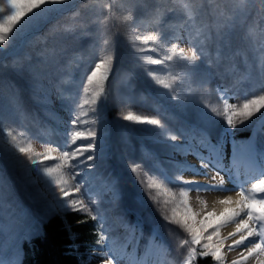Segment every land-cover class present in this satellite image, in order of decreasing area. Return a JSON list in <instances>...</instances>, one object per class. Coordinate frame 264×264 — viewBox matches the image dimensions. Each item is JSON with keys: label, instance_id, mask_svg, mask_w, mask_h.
Instances as JSON below:
<instances>
[{"label": "rangeland", "instance_id": "1", "mask_svg": "<svg viewBox=\"0 0 264 264\" xmlns=\"http://www.w3.org/2000/svg\"><path fill=\"white\" fill-rule=\"evenodd\" d=\"M3 2L0 0V4ZM228 2L234 9L237 0ZM259 2L246 0L243 14L232 10L233 23L239 25L247 15L251 16ZM193 4L196 8L198 4L202 6L199 0H68L61 10L44 13L37 22L14 36L10 34L6 46H0V128L3 129L0 133V264L20 263L15 248L21 239H29L38 231L45 216L71 211L56 207L52 191L55 185L46 187L42 172L32 171L29 175L17 163L24 157L12 155L8 131L17 136L21 146L30 144L35 152L55 148L54 159L45 161L44 166L59 165L58 172L69 185H82L75 198L85 200L92 215L98 217L99 234L101 228L105 233L103 245L97 244L90 260L83 264H105L107 257L100 252L101 248L114 259V264H181L187 256V246L181 244L185 239L190 240V236L183 227L167 223L163 217L171 218L175 213L179 219L185 207L193 213H201L202 209L213 211L203 198L219 191L196 190L204 182L191 176L208 178L211 182L208 185H234L233 164L239 161L242 169L255 171L244 181L251 188L264 170V132L259 133L257 151H251L254 156L246 154L243 146L235 147L229 135L224 154L212 159L209 169L201 166L195 154L199 151L208 157L206 150L198 148L196 138L203 129H207L214 142L223 134L226 121L223 115L217 117L212 112L216 109L223 113L221 80L233 76L239 81L241 76L247 81L244 88L232 89L236 99L229 100L230 103L237 100L242 103L245 97L260 94L259 57L264 55L261 51L264 25L253 18L247 31V45L233 54L234 49L231 50L226 39L222 42L203 39L204 35L212 36L208 26L218 9L213 11V17L207 14L211 9L207 13L197 9L198 13L190 17L188 10ZM173 44L178 46L177 53L172 52ZM180 47L187 55L199 56L195 73L187 67L193 62L178 55ZM215 47L216 52L222 50V60L212 56ZM169 56L171 60L167 59ZM156 59L162 63H153ZM100 60L108 63L111 85L102 108L103 119L98 122L93 109L102 97L92 104V93H85L80 84L82 81L87 84L84 72ZM104 87L109 89L108 79ZM85 100L89 103L85 104ZM129 113L159 119L163 127L125 120ZM202 113L216 122L208 127ZM75 115L83 119L82 125L74 130L84 132V136L73 145L63 133ZM233 119L239 124L238 117ZM259 125L256 122L238 127L236 133L257 129ZM90 130L98 132V142L102 136V147L95 153L97 158L88 162L89 166L81 164L74 168L76 158L66 161L59 158L62 149L68 150L65 140L71 149L86 145ZM171 135H176L177 141H167L166 137ZM189 144L192 151H186ZM90 154L93 153L87 152L85 156ZM78 159L82 161L84 157ZM176 176H181V182H175ZM165 177L172 178L171 182ZM149 184L153 187L149 188ZM129 206L145 223L140 252L135 250L137 226L128 212ZM223 225L219 229V238L223 240L220 258L231 264L239 258L242 248L228 250L232 241L222 234ZM155 236L159 237L158 241ZM217 242V237H213V246ZM152 254L157 263H150L146 257Z\"/></svg>", "mask_w": 264, "mask_h": 264}, {"label": "snow or ice", "instance_id": "2", "mask_svg": "<svg viewBox=\"0 0 264 264\" xmlns=\"http://www.w3.org/2000/svg\"><path fill=\"white\" fill-rule=\"evenodd\" d=\"M68 0H4L0 4V46H6L12 36L16 33L22 31L30 24L37 22L44 13L59 11L61 10ZM246 0H237L236 6H234V12L237 14H243L246 11L245 8ZM198 13L197 8L193 4L188 10V15L191 17ZM204 40H207V35H204ZM147 43V40L145 41ZM202 43V42H201ZM177 45H172V52L177 53ZM203 48L200 49V54H203ZM261 51L264 52V45L261 47ZM178 55L185 60L193 62L192 65H188L190 72L195 73L196 67L195 62L199 59L196 53L192 55H187L183 47L179 48ZM99 59V57H97ZM171 60L172 57H167ZM261 65V92L260 94L253 95L251 98L245 97L243 102H233L230 103V96L227 90H223V95L221 99L223 100L224 107L223 113L217 112L216 109H212V112L217 114V117L223 115L226 123L224 126V131L221 137H219L215 143L212 142L210 133L207 129H203L198 134L196 138L198 148L206 150L208 157L201 155L199 151L195 154L199 156L201 160V166L204 169H209L211 160L224 154V146L227 142V137L232 135V130L238 129L241 126H247L250 123L259 122L264 126V55L259 57ZM155 64L162 63L161 60L156 59L153 61ZM109 66L106 60H100V62H94L92 66L86 69L84 72L83 79L87 81L84 84L83 81L80 87L85 93L91 92V103L96 104L97 99H100L99 105L93 109L96 113L97 121H102V108L105 103H107L108 97L110 95V85L111 79L108 76ZM112 71L115 73V68L112 66ZM109 80V89L106 90L104 87V81ZM162 83V82H161ZM165 88L168 85H164ZM236 99L235 96L231 97ZM124 101H121L123 103ZM85 104L89 103V100L84 101ZM73 109H69V113L72 114ZM202 120L207 124L208 127L212 126L216 121L212 116L207 113H202ZM233 117L239 118V124L233 119ZM255 118V119H253ZM82 117L80 115H75L68 122L69 127L66 132L63 133L65 137H68L71 144L75 145L78 138L84 136V132L74 130L76 127L82 125ZM128 121H136L142 125H157L163 127L159 119L149 118L147 115H133L129 113L124 117ZM3 129L0 128V133ZM8 143L12 145V155L23 156V160H17V163L25 169L27 174H31L32 171L37 173H43L42 178L45 179L46 187L50 184L55 185V189H52L55 194L57 201L56 207L66 208L67 210L81 212L86 216L90 215L92 220H97L96 215H92V209L85 202L84 199L75 198V194L81 192L82 185L79 183H74L69 185L67 181L59 174V165L56 168L44 166V162L52 157V152L55 148L47 149L45 152H35L31 145L21 146L20 142L17 140V136L13 134L12 131L7 132ZM87 137L89 142L86 145H77L74 149L69 148L68 140H65V149L60 151L59 158L62 160H68L69 158H76V164L73 165L74 168L79 167L81 164L89 166L88 162L96 159V151L102 147V136L99 137L98 142V132L96 130H90L87 132ZM178 137L176 135H171L166 137L167 141H177ZM59 147V146H57ZM176 148V145H173ZM192 145L189 144L186 151H192ZM91 152L93 154L86 155L85 153ZM254 156V153L252 154ZM83 156L84 159L81 161L78 157ZM216 165H213L215 167ZM133 172L136 168L132 169ZM231 175V170H229ZM76 173H73L75 175ZM166 180L171 182L172 178L165 177ZM175 182H181V176H176L174 178ZM184 184H196V181H182ZM162 185H157L160 187ZM149 188L153 187L152 184L148 185ZM222 185L210 184L204 186H197L196 190H211L219 189ZM255 193L256 195H251ZM186 195V193H184ZM238 199L233 200L231 196L225 197L220 201V204L224 205L221 212L217 213L215 211L201 210V213H193L190 208L185 207V211L181 218L177 219L175 213L171 218L163 217L167 223H175L178 226L183 227L190 236L189 239L182 241L181 247L187 246V256L183 264H194L197 257H208L210 254L220 259L221 247L223 245V240L219 238L220 226L232 222L235 224V231L229 233V236L233 237L232 243L228 245V250H237L243 248L239 251V258L231 261V264H248L251 260L258 261V264H264V260L259 259L264 256V170L260 171L258 177L255 178V182L251 184V188L247 189V194L245 189L241 186L236 192ZM201 217L198 219L197 217ZM82 222H87L82 221ZM238 236V238H236ZM213 237H217V243L215 246L211 243ZM258 238V240H257ZM105 240V233L103 228H101L99 238L96 243L98 245H103ZM100 252L107 257L105 259V264H114V259L109 257V253L105 252L103 248Z\"/></svg>", "mask_w": 264, "mask_h": 264}, {"label": "trees", "instance_id": "3", "mask_svg": "<svg viewBox=\"0 0 264 264\" xmlns=\"http://www.w3.org/2000/svg\"><path fill=\"white\" fill-rule=\"evenodd\" d=\"M228 1L230 0H199L202 6L198 4L197 9L199 11L202 10V13H207V11L211 9L210 13H207L211 17L215 15V9H218V14L212 18V21H210L211 18L209 20L211 23L208 26L209 32L213 34L208 38V42L213 39L222 42L226 39V41L230 42L231 50L234 49L231 52L235 54L238 50H242L243 45H247L245 40L247 38L249 39L247 31L250 21L253 18L258 19L261 21L262 26L264 25V0H260L253 14L251 16L247 15L244 21L239 25L233 23L235 13L232 11L233 9ZM261 4H263L262 9L259 8ZM217 28L220 33L216 30ZM216 50V47L212 49V56L214 59L219 58L222 60V50H218L217 52ZM238 79L239 81L234 80L233 76H229L226 80H221V87L228 91L231 101L233 100L231 98L233 95V88L241 89L247 86V81L244 82L243 77L240 76ZM146 93L147 96H151L149 91H146ZM232 132L233 134L230 136L233 145L235 147H245L246 154L252 155L253 153H251V151L254 152L258 149L259 133L261 134L264 132V126L259 125L257 129H250L240 134H237L236 130H232ZM212 142L215 143L214 141ZM129 207L128 212L133 216L137 226V228H135V235L138 238V242H136L135 250L136 252H140V250H142L140 249L143 238L142 228L145 226V223L142 217L133 211L134 208ZM44 218L38 231L29 239H21L18 243V247L15 248V252L19 254V264H83L90 259L91 251L98 246L96 243L99 238V223L97 220H92L90 215L86 216L76 211H68L64 214L53 213ZM85 220L87 222H82ZM157 238L159 237L155 236L154 239L158 241ZM146 257L150 260V263L158 262L156 261V256H153V254L152 256L148 255ZM184 260L181 264H183ZM194 264L228 263L221 258L217 260L216 257L210 254L206 258L197 257Z\"/></svg>", "mask_w": 264, "mask_h": 264}, {"label": "bare ground", "instance_id": "4", "mask_svg": "<svg viewBox=\"0 0 264 264\" xmlns=\"http://www.w3.org/2000/svg\"><path fill=\"white\" fill-rule=\"evenodd\" d=\"M233 168L236 171V179L234 181V185L226 183V184L222 185L221 188H219V191L216 194L211 193V194H209L203 198L204 203L206 205H208L211 208V210H213L217 213H219L223 210L224 205L220 204V201L223 200L225 197L231 196L233 198V200H236V199H238L236 192L239 190V188L241 186L245 189L246 193H247V189H250V188H247L245 183H244V181L246 179L245 177H247V178L250 177L251 174L255 173V171L254 170H248L246 168L242 169L239 161L234 162ZM210 170H213V168H210ZM242 174L245 176H243ZM191 178L196 179V180H198V179L202 180L204 182V185H208L209 183H211L208 180V178H203L199 175H192ZM225 189H226V191H225ZM251 195H256V194L252 193ZM234 231H235V224L234 223L228 222V223H225L223 225L222 234L224 235V237H227L229 241L233 240V237L229 236V233H232ZM236 238H238V236ZM257 240H258V238H257ZM241 248H243V246H241ZM259 259L264 260V256H261ZM248 264H258V261L250 259Z\"/></svg>", "mask_w": 264, "mask_h": 264}]
</instances>
